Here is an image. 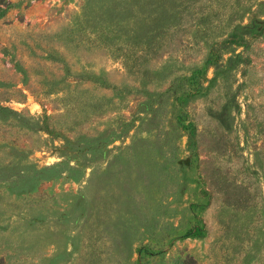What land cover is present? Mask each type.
Here are the masks:
<instances>
[{"label": "rangeland", "instance_id": "rangeland-1", "mask_svg": "<svg viewBox=\"0 0 264 264\" xmlns=\"http://www.w3.org/2000/svg\"><path fill=\"white\" fill-rule=\"evenodd\" d=\"M0 264H264V0H3Z\"/></svg>", "mask_w": 264, "mask_h": 264}, {"label": "trees", "instance_id": "trees-1", "mask_svg": "<svg viewBox=\"0 0 264 264\" xmlns=\"http://www.w3.org/2000/svg\"><path fill=\"white\" fill-rule=\"evenodd\" d=\"M3 0H0V4L2 3Z\"/></svg>", "mask_w": 264, "mask_h": 264}]
</instances>
